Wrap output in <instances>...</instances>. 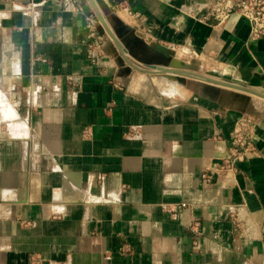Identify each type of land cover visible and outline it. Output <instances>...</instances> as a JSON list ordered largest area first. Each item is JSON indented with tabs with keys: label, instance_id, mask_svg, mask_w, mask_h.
I'll list each match as a JSON object with an SVG mask.
<instances>
[{
	"label": "crops",
	"instance_id": "0c3cea01",
	"mask_svg": "<svg viewBox=\"0 0 264 264\" xmlns=\"http://www.w3.org/2000/svg\"><path fill=\"white\" fill-rule=\"evenodd\" d=\"M101 1L133 64L263 93L264 37L239 14L201 21L215 0ZM94 17L89 0H0V264H264L263 99L134 70L97 19L91 61ZM246 115L254 149L203 182Z\"/></svg>",
	"mask_w": 264,
	"mask_h": 264
},
{
	"label": "built area",
	"instance_id": "2783aa9c",
	"mask_svg": "<svg viewBox=\"0 0 264 264\" xmlns=\"http://www.w3.org/2000/svg\"><path fill=\"white\" fill-rule=\"evenodd\" d=\"M233 14H239L249 24L248 38L256 41L264 37V0H215L206 5L199 13L198 18L214 26L224 24ZM94 17L87 24L86 54L89 60L94 61L96 48L102 43V37L96 32ZM264 93V91H262ZM255 128L254 118L250 115L243 116L235 122L230 138V146L221 162L208 168L201 174L203 182H209L210 176L219 174L224 178H233L237 164L245 159L254 149L253 133ZM185 207L186 204H180ZM236 227L244 237L255 239L261 232L249 214L238 210L234 215Z\"/></svg>",
	"mask_w": 264,
	"mask_h": 264
},
{
	"label": "water",
	"instance_id": "95a60500",
	"mask_svg": "<svg viewBox=\"0 0 264 264\" xmlns=\"http://www.w3.org/2000/svg\"><path fill=\"white\" fill-rule=\"evenodd\" d=\"M89 2L91 3L93 10L96 14L97 20H98L97 27H98L99 34L100 35L104 34L101 24H104L106 26L108 24V28H110V32H111L110 34L113 37L112 40L114 41L119 53L121 54V56L123 57L125 62L134 70L146 73L148 75L167 74L168 78L175 80L180 84L184 83V78H192V79H195V80H198L200 82L207 83V84H210L213 86L228 88L231 90L242 92V93H245L247 95H251V96L257 97L259 99H263V101H264V93H261L257 90L249 88L247 86H239L237 84H231V83L224 82V81L220 82V81H216L213 79L202 78V77L194 76V75L184 76L181 73V69L186 70V71H194V72H197V71L194 70L195 68H192L190 64L184 63L183 61H180V60L173 58V57L169 59V62L167 63V65L149 64V65L142 67V66H137V65L133 64L128 58H126L124 56V52L126 54L128 53L127 49L123 45V43L119 40L116 32L111 28V26L109 25V23L106 19L110 15V10L107 7V5L104 4L101 0H89ZM237 96H239V94ZM238 98H242L246 103L250 102L246 96L242 95V97H238Z\"/></svg>",
	"mask_w": 264,
	"mask_h": 264
},
{
	"label": "trees",
	"instance_id": "16d2710c",
	"mask_svg": "<svg viewBox=\"0 0 264 264\" xmlns=\"http://www.w3.org/2000/svg\"><path fill=\"white\" fill-rule=\"evenodd\" d=\"M113 29L115 30V32H116V29L113 27ZM116 33H118V32H116ZM123 43H125V45L127 44V38L126 37H124L123 39ZM126 47L128 48V50L130 51V53H132L133 55H134V52L131 50V48H130V46L127 44L126 45Z\"/></svg>",
	"mask_w": 264,
	"mask_h": 264
},
{
	"label": "rangeland",
	"instance_id": "374dc122",
	"mask_svg": "<svg viewBox=\"0 0 264 264\" xmlns=\"http://www.w3.org/2000/svg\"><path fill=\"white\" fill-rule=\"evenodd\" d=\"M96 19H97V18H96ZM106 19H107V21H108V23H109L108 17H107ZM97 24H98V21H97ZM109 25H110V23H109ZM98 26H99V25H98ZM99 28H100V27H99ZM103 33H104V32H103ZM104 35H106V34L104 33L103 36H104ZM150 76H152V78H154V77H153L154 75H150Z\"/></svg>",
	"mask_w": 264,
	"mask_h": 264
}]
</instances>
